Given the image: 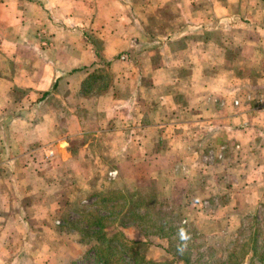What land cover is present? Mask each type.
<instances>
[{"label":"crops","instance_id":"obj_1","mask_svg":"<svg viewBox=\"0 0 264 264\" xmlns=\"http://www.w3.org/2000/svg\"><path fill=\"white\" fill-rule=\"evenodd\" d=\"M263 95L264 0H0V264L57 262L64 197L111 172L255 210Z\"/></svg>","mask_w":264,"mask_h":264},{"label":"rangeland","instance_id":"obj_2","mask_svg":"<svg viewBox=\"0 0 264 264\" xmlns=\"http://www.w3.org/2000/svg\"><path fill=\"white\" fill-rule=\"evenodd\" d=\"M261 98L264 95L257 105L263 108ZM114 175L109 173L110 183L104 187L73 182L53 220L64 236L57 262H51L55 260L52 255L45 264H93L95 223L107 227L103 232L107 239L114 236V244L123 237L143 241L139 251L150 260L187 264L178 258L188 257V264H226L228 258L230 264H264V203L255 210L236 212L232 224L223 217L218 222L200 219L197 223L194 213L173 209L175 203L170 200L174 197L159 196L151 180L141 179L135 188L132 181H115ZM211 202L202 203L201 213H214Z\"/></svg>","mask_w":264,"mask_h":264},{"label":"trees","instance_id":"obj_3","mask_svg":"<svg viewBox=\"0 0 264 264\" xmlns=\"http://www.w3.org/2000/svg\"><path fill=\"white\" fill-rule=\"evenodd\" d=\"M95 225L98 229L94 231L96 236L91 246V250H93V254H91L93 264H177V260L156 261L146 259L139 251L144 244V242L140 240H130L123 237V241L114 244V236L107 239L106 233L103 232V228L107 227L101 223H95ZM116 250H118V253H115ZM178 259H183L184 262L188 264V257H181ZM228 261L230 264L228 258L226 264H228Z\"/></svg>","mask_w":264,"mask_h":264},{"label":"built area","instance_id":"obj_4","mask_svg":"<svg viewBox=\"0 0 264 264\" xmlns=\"http://www.w3.org/2000/svg\"><path fill=\"white\" fill-rule=\"evenodd\" d=\"M259 103H261V105H262L263 108H264V98H261L260 101H259Z\"/></svg>","mask_w":264,"mask_h":264}]
</instances>
